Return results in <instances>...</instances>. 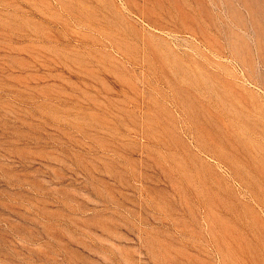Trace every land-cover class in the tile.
Returning a JSON list of instances; mask_svg holds the SVG:
<instances>
[{
    "label": "rangeland",
    "instance_id": "374dc122",
    "mask_svg": "<svg viewBox=\"0 0 264 264\" xmlns=\"http://www.w3.org/2000/svg\"><path fill=\"white\" fill-rule=\"evenodd\" d=\"M0 264H264V0H0Z\"/></svg>",
    "mask_w": 264,
    "mask_h": 264
}]
</instances>
